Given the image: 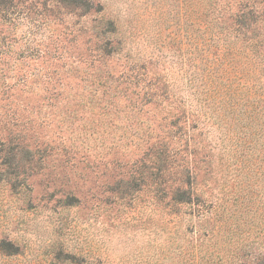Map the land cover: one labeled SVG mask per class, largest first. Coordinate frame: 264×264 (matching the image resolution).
I'll list each match as a JSON object with an SVG mask.
<instances>
[{"label": "rangeland", "instance_id": "obj_1", "mask_svg": "<svg viewBox=\"0 0 264 264\" xmlns=\"http://www.w3.org/2000/svg\"><path fill=\"white\" fill-rule=\"evenodd\" d=\"M34 1L0 0V264H264V0H94L103 9L88 15ZM101 20L115 29L108 47L94 41ZM45 46L63 58L37 60ZM113 46L147 81L175 82L178 100L186 67L206 205L165 206L175 170L151 201L135 124L98 120L84 84L62 75Z\"/></svg>", "mask_w": 264, "mask_h": 264}, {"label": "trees", "instance_id": "obj_2", "mask_svg": "<svg viewBox=\"0 0 264 264\" xmlns=\"http://www.w3.org/2000/svg\"><path fill=\"white\" fill-rule=\"evenodd\" d=\"M34 2L32 6L36 7L35 10L44 9L46 13L53 10L50 6L71 7L82 15L98 14L103 9L100 3L94 0H36ZM222 2L225 3L219 0H206L205 6L217 7ZM228 11H232L231 8H228ZM196 13L197 11L192 9V19L199 24L201 21H198L199 17ZM102 25H106L107 28L101 29ZM93 31L97 39L94 41H100L107 47L116 42L113 39L115 29L111 21H97ZM105 35H108V39L103 41ZM95 50L100 53L99 46ZM88 53L90 51L86 50L84 54L87 58H79V61L71 62L70 66L66 64L64 66L66 71L62 75L71 74L84 84L83 91L90 96L88 98L92 101V111L95 112L98 120L111 119L118 122L122 117L130 126L135 124L136 130L132 136L141 140L143 145L140 158V180L143 188L150 190L151 201L159 204L164 202L163 199L168 193L163 188V184L175 170L174 176L177 179L173 182L174 187L170 189L171 198L165 206L193 207L196 202L206 205L207 196L202 190L197 192L195 176L191 170L192 157H195L194 151H196L191 131L196 127L192 126V115L188 110L187 97L191 93L194 81L187 77L188 73L184 64L182 67L179 66V72L182 75L179 88L185 92V97L178 100L174 91L175 82L170 80L147 81L145 78L148 75L147 66L139 65L135 60L128 59L130 56L122 52L120 48L113 46L111 50L97 57ZM120 53L128 62H126L125 71L116 76L109 70L108 60L116 55L120 58ZM46 58L58 60L63 58V55H56L52 47L45 46L38 54L37 60H46ZM45 83L48 84L46 93H52L49 77ZM141 117L144 120L140 121ZM171 145H177V147ZM28 147L23 146L26 149ZM180 154H184L186 159H178ZM218 204V202H209L211 209L218 207ZM205 213L209 214V211ZM256 259L263 260L264 253H259Z\"/></svg>", "mask_w": 264, "mask_h": 264}]
</instances>
